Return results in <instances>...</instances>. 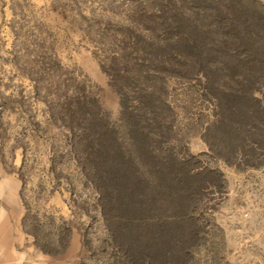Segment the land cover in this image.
<instances>
[{
	"label": "rangeland",
	"instance_id": "374dc122",
	"mask_svg": "<svg viewBox=\"0 0 264 264\" xmlns=\"http://www.w3.org/2000/svg\"><path fill=\"white\" fill-rule=\"evenodd\" d=\"M11 190L0 264H264V0H0Z\"/></svg>",
	"mask_w": 264,
	"mask_h": 264
},
{
	"label": "crops",
	"instance_id": "0c3cea01",
	"mask_svg": "<svg viewBox=\"0 0 264 264\" xmlns=\"http://www.w3.org/2000/svg\"><path fill=\"white\" fill-rule=\"evenodd\" d=\"M3 193V192H2ZM0 192V261L13 263L15 257L14 251V220L16 216L14 210L17 209L15 195L12 190L8 194Z\"/></svg>",
	"mask_w": 264,
	"mask_h": 264
}]
</instances>
